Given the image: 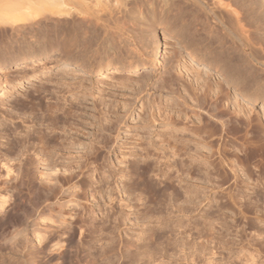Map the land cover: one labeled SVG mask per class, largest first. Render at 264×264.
I'll use <instances>...</instances> for the list:
<instances>
[{"label":"rangeland","instance_id":"374dc122","mask_svg":"<svg viewBox=\"0 0 264 264\" xmlns=\"http://www.w3.org/2000/svg\"><path fill=\"white\" fill-rule=\"evenodd\" d=\"M3 1L5 0H0V8H3L8 1L9 5L17 3L16 0H6L2 5ZM20 1L18 5H15L17 8L13 10L23 12L27 8V5L22 0ZM136 1L129 0V4L128 0H79L80 6L70 3L69 0H65L62 4L58 3V5L55 1L53 5L48 3L50 6L40 10V14L38 13L39 15L37 14L38 16L34 19L0 23V204H3L2 207L0 206V264H18L19 262L21 264V258L17 253L12 254V250L21 249L22 244L20 243L24 237L28 242L26 244L28 248L25 249L26 253L29 251L28 258L32 256L31 259H34H30V264H110L116 262V259L121 256V261L123 258L125 260V256H128L126 259L131 257L128 259L131 264H142L141 259L145 258L147 261L144 260L143 264H206V262L227 264L229 256L227 251H221L220 256L217 255L213 257L214 259L211 256L205 262L200 260L193 262L191 250H188V246L193 245L192 242L201 240L196 235L194 236V230L196 232L197 229L204 227L207 217L215 216V207L211 208L210 212H207V208H203L201 211L190 210L191 212L186 209L182 213L177 211V207H173L172 215L169 216H172V219L168 217V221H161V224L165 223L163 228L167 231H164V236L160 235L163 239H158V243L163 241V244L156 245L155 237L151 236L159 226L157 219L160 215H152L149 210L145 209L150 205L138 202L144 198V193L140 194V191H135L130 196L131 194L125 191L129 184L132 186L131 183H134L135 178H132L137 177L130 173L134 167L144 168L149 163L153 166L154 161L162 164L167 161V157H171L169 149L157 151L153 148L154 151L147 145L149 141L160 145L161 139L163 140L161 137L167 139V136H170L172 125L170 121H167L168 119L176 120L178 123L175 127L178 126L176 128L179 129L185 128L184 126L193 129L194 121L198 122L195 120L197 114L191 112L194 109L191 94L184 92L183 86L186 82L183 83V80L186 76L176 81L179 72L186 69L187 72L204 73L208 75L209 80L218 78V71L206 65L202 58L205 48L209 46L204 39V33L198 32L201 28L209 27L203 15H198V17L195 15L197 19L191 17L194 16L192 14H188L191 15L187 16L188 18L185 14L184 18L182 17L184 19L181 21L182 24L191 20L189 23L194 25V33L198 35L196 38L200 39L201 53L196 54V61L191 62L183 41L174 31L168 32L158 25L149 28L139 27L131 22L130 16L132 15L129 10L134 7L133 4ZM221 1V8L229 3L228 6L231 5L232 9L241 8L239 11L245 13L242 14L243 24L249 25L246 29L251 35L252 33L255 37L258 35L255 33L258 25H250L249 22H253L254 18L248 12L254 4H258L261 6L259 13L264 15V0ZM131 2L134 3L131 4ZM208 3L210 4L211 1ZM211 4L213 8H220L216 3V5H213V2ZM126 6L128 10H125ZM120 8L123 9L120 10ZM246 12L250 17H247ZM182 18L178 17L179 24L176 22L174 26L178 24L176 27H179L181 24L179 19ZM192 18L196 23L192 21ZM142 53L146 55L142 57L140 55ZM158 57L162 62V69L155 72L156 76L150 80L142 78L144 77L141 74L143 68H147L145 70L155 68ZM106 59L116 62L125 61L124 64L142 60L145 62L143 65L139 64L136 71L129 67L126 71H117L114 74H105L103 70L98 72L100 68L102 69L101 64ZM16 60L22 62L13 66ZM64 64L68 69L60 71ZM205 67L206 72L202 70ZM169 79L174 80L172 87L166 88L167 90L172 88L171 95L166 89L162 91L159 89ZM228 88L232 99L243 103L246 109L250 108L254 119L259 118L264 123V101L250 102L234 95L232 91L235 90L232 85ZM10 91L11 94H8ZM175 91L176 96L172 94ZM180 93L181 96L185 93L183 96L185 101L184 98L178 97ZM53 105L63 108V110L61 108L62 112L56 113L57 116L56 114L52 116L47 111L51 108L48 106ZM206 110H208V105L204 110L199 111L202 115H207ZM67 111L69 112L66 113ZM213 121L211 119L212 124H214ZM185 132L182 133L185 136L174 131L171 134H174L175 141L181 140L182 143H188L186 150L188 153L185 152L186 155L181 153L182 157L180 155V160L184 161V168L193 167L192 169L196 168L195 170L198 168L200 173H203L206 167L211 170L209 161L218 162L221 156L217 152L211 154L208 147L207 149H201V146L200 148L197 146L198 149L195 148L194 142L201 143L202 139L194 135L193 137L191 134L190 137L188 131ZM41 133L47 135L51 133L54 139L50 146H42L35 139ZM244 133L243 131L240 134H228L224 136V140L228 142V145L232 144L234 149L239 150L240 144L246 143L252 136L250 134L243 136ZM173 139L171 142L174 141ZM262 140H264L263 133ZM140 145L147 146L149 149L144 151ZM21 146L24 148L26 146L25 150L23 148L22 150ZM43 148L44 150L49 148V151L54 150L53 159H50L51 153H49L51 156L47 158L41 154ZM95 148H97L96 151H94ZM228 150L223 160L234 159L233 154L238 153L235 151L231 154L232 150L229 146ZM27 153L32 158V165L25 167L23 163ZM156 156L161 157L157 159ZM175 157L172 156V159ZM187 157L188 159H185ZM206 157L211 158H208L210 159L208 161ZM45 159L51 161L47 162ZM176 160H178L177 157ZM258 164L261 165L257 160L252 159L247 168L240 167L250 174L247 189L238 192L236 197V200L241 202L238 205L242 206L244 218L247 219L242 218L241 221L238 217H233L235 215L231 210L223 211L222 214L225 215L226 225L230 226L231 232L225 238L226 240L230 236L233 240L239 239L236 237L240 235L241 227H244L241 246L244 245L245 251L240 250L233 254L235 256L251 254L256 249L259 254L255 257L259 258L260 264H264V162L262 171L258 170ZM73 168L74 170H71ZM174 170L173 168L171 171L174 173L176 172ZM198 172L196 171V174ZM154 174L156 173L150 174L151 177ZM183 175L188 177L186 173ZM202 175L204 178L205 174ZM27 176L31 179L29 182ZM70 176H73L72 179ZM158 179V176L150 178L153 182ZM181 180L183 182L178 185V182L175 183L178 188L181 186L180 189L193 188V182L184 178ZM255 184H259V189H253ZM231 188L234 191V187ZM254 191H257L258 195ZM214 196L215 193L211 195V197ZM182 198L176 200L174 205L178 204V207H183ZM207 222L214 225L215 221L208 219ZM115 224L116 226H113ZM184 224L190 227H186L188 231L185 236L178 234V231L185 228ZM175 226L180 227L175 233L171 232V228ZM193 226L195 229L191 230ZM113 227L116 229L112 231ZM215 227H217H213L216 229L215 235H219L221 230L217 225ZM157 234H159L158 231ZM147 235H150L153 241ZM189 236L197 239L192 238L191 243L187 242ZM120 237H123V241ZM174 239L178 241L176 247L174 244L170 245ZM166 241L170 242L169 246ZM181 241L185 242L184 245ZM146 244L150 246L147 248V254L144 255L142 251ZM228 244L232 246V243ZM248 246L251 248L249 249ZM260 255H263V259L259 257Z\"/></svg>","mask_w":264,"mask_h":264},{"label":"bare ground","instance_id":"6f19581e","mask_svg":"<svg viewBox=\"0 0 264 264\" xmlns=\"http://www.w3.org/2000/svg\"><path fill=\"white\" fill-rule=\"evenodd\" d=\"M5 1H3L2 5H4ZM16 1L18 3L20 0L19 1L16 0ZM69 1H70V3L77 4L78 6L81 5L79 3V0H69ZM209 1H211V3L213 2V5L216 3L217 6L218 5L220 6V8L219 7L213 8L214 6L212 7L211 6L212 4L210 3L211 4L210 5L208 3ZM209 1L208 0H146V1H144V0L138 1L137 0L135 3L131 2V4L134 3L133 4L134 7H131L132 9L129 8L130 9L129 12H131L130 15H132V16H130L131 22L132 23L134 22V24L137 26L139 25V27H145V28L148 27L149 28L151 26L154 27L155 25H158V26H162L164 28V30H166L168 32L174 31L175 34L181 38V41H183V44L185 46V49L188 53V56H189L191 62L196 61V59H197L196 54L201 53L200 52L201 46L199 43L200 39L198 37L196 38L197 33L196 34L194 33L193 23H191L192 25L189 23L191 21L190 19H189L190 21L188 20V23H184V24H182L183 22H181V21H184V19H183L184 14L186 17L191 16L188 14H192L194 16H191V17H193L194 19L196 16L198 17V15H200V16L203 15L204 19L208 22V24H209V27L207 26L208 28L204 27L205 29L201 28L199 31H198V29L196 31H198V32L202 31V33H204V39L207 41V43H209L208 45L210 47L208 46L207 48H205V51L202 54V58H203L204 62H206V65H208V66H210V67H212L218 71V78L216 80L215 79L209 80L208 75H205L204 73L201 74L198 71L187 72V71H185L186 69L180 71L179 74L176 76V81H178L179 79L184 78V76H186L185 77L186 79L184 78V80H183V83L186 82L185 85L183 86L184 92L191 94L190 96L192 99L191 101L194 104V105L192 104L194 106V109H192V111L191 110L190 111L193 112L194 114H197V119H195V120H198V122L196 123V121H194L195 125L193 124V122H191L195 126L193 129H190L189 126H184L185 128L179 129V128H176L178 126L175 127V125L178 123V122H176V120H173V118H170L167 121H170L169 123L172 125V129H171L172 131H170L171 134L174 131L175 133L180 132L181 135H184L182 133L185 131H188L190 137H191V135L192 136L194 135V136L200 137V140L202 139L201 143L196 142V141L194 142L195 148H197V146H198V148H200L199 146H201V149L208 147V149H210L212 152V153L210 152L211 154H214V152H217L221 156V158L219 159V161L217 160L218 162H215L216 160H212V161H209L210 159L208 160V158H211L212 156L208 157V158L206 157L207 160L209 161V164H210L209 166H211L212 168H211V170H209V168H207L205 166L206 168H204V172L200 173V172H198L199 171L198 168H197V170H195L196 168L192 169L193 167L192 168L190 167L191 169H185L184 168V166H183L184 161H181L180 158L183 155L181 153L185 154V152H187L186 150L188 149V145H187L188 143H182L183 141H181V140H180L181 142L175 141L173 139L174 134L173 135L170 134V136H167V139H165L164 137H161V138H163V140L161 139L160 145L154 144V142L152 143L149 141L147 144L148 147H150L152 149L154 148L157 151L159 149L160 150L163 149V151H164V149H169L171 151V153H170L171 157L170 156H169L170 158L167 157V159H166L167 161H165V163H162V164L159 162L156 163V161H154L153 166L151 163H149V164L147 163L148 165H146V167L143 166L144 168H139V167L133 168L132 167L133 169L131 168L132 169L131 171L129 169L130 173L135 174L137 177H133V178L130 177L132 179L135 178V181L133 180L134 183H131L132 186H129L130 185L129 184L127 186V188L125 187L126 188L125 191L128 194H131L132 192H133L132 194H134L135 191H140L139 192L140 194L144 193L143 194V195H145V196H143L144 198H142L138 202L147 203L148 205H150V206H147V204H146L147 207L145 209L149 210V212L152 215H154V214L160 215V216H162L164 214L167 215L165 217L159 216L157 219L159 226H157L158 228L155 227V228H157V230H155L156 233L153 231V234L151 236V237H153V236L155 237L154 240H156V245H160V244L162 245L163 244V241H161V243L160 242L158 243V241H159L158 239H163L162 238V236H164L163 233H164V231H166V228H163L165 223L161 224V221H164V220L168 221L169 218L172 219L171 218L172 216L171 217H169V216L172 215L173 207H177L176 208L177 211L179 210V211H181V213L183 212V210L186 211V209L188 211H190V210L191 211H193V210L194 211L195 210L201 211L203 208H207V212H210L211 208L215 207L216 208L214 211V213H216L215 216H210L211 218L210 217L209 218L207 217V218L210 219L211 221H215L214 225L215 226L217 225L220 228V229L218 228L219 230H221L219 235L218 234L215 235L216 229H214V228H217V227H215L210 222H207L208 219L206 218V220L204 222V224H205L204 227L197 229L196 232L194 230L195 229L194 226H193L194 227L193 229L191 228V230H194V233H195L194 236L196 235V237L198 239H201V240H199V242H198V240H197V242H195L193 240L194 242H192V238H193L192 236H189L191 238V239L189 238L190 240L188 239V237L186 238V240L188 239L187 242H190V243L192 242L191 244H193L192 246H190V245L188 246L189 247L188 250H191L193 262L195 260H200L201 262H205L211 256H212V258L217 256V255L220 256L221 251H227L229 253V256L227 258V260H228L227 264H260L261 261L259 260V258L255 257L256 254H259L258 250H256V249H254V252H253L252 251L253 248H252L251 251L253 252V254H252V252H251V254L245 253V254L238 255V256H235L233 254L236 251L244 250V245L242 244V246H241V241L243 242V240H242L243 239V233L242 232H245V231H243L244 227H241L242 230L239 232L240 235L238 237H236V239L237 238H239V239L233 240L232 239L233 237L230 236V238L232 240L230 238L229 239L227 238L228 240H226L225 238L227 236H229L231 232L229 230L230 226L226 225L227 220L225 218V215L222 214V212L226 211V210H229V211L231 210L233 212V214L235 215L233 217H236V218L238 217L239 220L242 221V218H244L243 209H242V206L238 205L241 202H238L236 200V197H237L238 192H240V191L243 192L247 189V187L249 185L247 181L250 177V174L248 171L242 170L240 167L244 166L245 168H247L248 164L253 159V160H257L261 164V165L258 164V170L259 171L263 170L262 163L264 162V160H263V157H264V143L263 142H264V140H262V133L264 135V132H263L264 123H262V121L259 118H257L258 120L254 119L252 113L249 110L250 108L247 107V109H246L244 107L243 103H238L237 99L236 100L232 99L230 92H228V89H229L228 87H229V85H232L234 87V90H235V91H232V92H234V95H238L239 97H241L243 99H247L250 102L254 103L257 100L264 101V44H263L264 43V15H261L259 13L261 6L258 4H254V7L251 8L250 11L248 12L252 16V18H254V21L252 20L253 22H249L250 25H254V24L258 25V27H256L257 25L252 26V27H256V30L254 28H253V30L257 31L255 33L259 35V36L257 35L255 37V35L253 33H252V35H254V36H252L250 31L248 29H246L248 24L247 25L243 24V22H244L243 21L244 20L243 15L245 13L243 14L242 12H244V11H241V12L239 11L241 8L239 9L237 7L238 10L232 9L231 5H230L231 7L228 6L230 3L228 5H224V7L221 8L222 3H223L221 0H209ZM22 2L27 5V8H25V10L23 12L13 10L16 7L15 6L17 4L16 2H15L16 4H13V5H9L8 4L9 1L6 2L8 5L5 4L3 6V8H0L1 9L0 10V23L3 24V23H6L7 21L8 22L9 21L10 22H12V21L13 22H15V21L21 22L23 20L34 19V17H36L40 14L39 13V12H41L40 10L44 9L47 6H50V5H48V3L49 4L51 3L53 5V3L55 2L58 5V3H61V4L65 3V0H38L36 2L34 0H22ZM128 3H129V0H128ZM20 5L22 7V3ZM22 9H24V8H22ZM121 9H123V8H120V10ZM125 10H128L127 6H126ZM245 11H247V10H245ZM248 13L246 12L247 17L249 16ZM55 14H57V13H55ZM203 16H202V18H203ZM178 17H181V18L183 17L182 19H179V21L182 24V26L180 24L181 27L180 26L176 27L179 24V22H177ZM197 17H196V19H197ZM193 18H192V21H195V20H193ZM37 19H38V17H37ZM204 19H202V20H204ZM73 21H74V19H73ZM176 22L178 24L176 26H174L176 24ZM68 23H70V22H68ZM195 23H196V21H195ZM7 26H8V24H7ZM197 26H199V25H197ZM248 27H249V25H248ZM140 29H142V28H140ZM148 31H150V30L148 29ZM74 36H73V38H74ZM72 41H74V40H72ZM203 42H204V40H203ZM226 46H228V47H226ZM234 53H236V55H233ZM140 55H142V57H143V55H146V53H142ZM21 62L22 61L17 62V60H16L13 63V66H17ZM143 62H145V61L142 60V61H138V62H129L127 64H124L125 61L124 62H116L113 60H107L106 59L104 62H102V64H101L102 69L100 68V70L98 72H101L103 70L102 72L105 71V74H114L117 71H126L129 67L133 68L134 71H136L139 68V64H142V65L144 64ZM156 63H157V65L155 66V68H152L151 70H145L147 68H143V72L141 74H143L144 77H142V78L150 80L156 76L155 72L162 69V62L160 61L159 57L156 58ZM191 65L194 66L193 64H191ZM66 67L67 66H65V64H64V66H62V68H60V71L68 69ZM205 69H207V68L206 67L202 68V70H204V72H206ZM198 70H200V69H198ZM108 71H111V72H108ZM173 83H174V80L169 79L164 84H162L159 87V89L161 91L165 90L166 88L172 87ZM169 89L168 90L166 89V90H167V92L169 91L170 92L169 95H171L172 88H171V90H169ZM174 93L176 94V91L173 92L172 94H174ZM181 93L179 96L178 95L177 96L179 98L181 97L182 99L184 98V101H185V97H183V96H185L184 95L185 93L182 96H181ZM8 94H11V91L8 92ZM190 96H188V97H190ZM178 97H176V98L178 99ZM207 105H208V110H206L207 115H205V114L202 115L199 110H202V109L204 110L205 106L207 107ZM48 107H51V108H49V110L47 109V111H49L51 113V115L56 114L57 112H60L61 108H62V107L59 108L58 105L57 106L53 105V106H48ZM33 108H35V107H33ZM33 108H31V110H33ZM182 109H180V110H182ZM62 110H63V108H62ZM68 112L69 111H67L66 113H68ZM56 116H57V114H56ZM58 117H59V115H58ZM53 119L55 121L56 117ZM190 119H191V117H190ZM211 119L214 120L213 121L214 124L211 123ZM179 120L180 119L178 118V121ZM187 122H188V120H187ZM184 125H185V123H184ZM186 127H189V128L187 129ZM243 131L245 132L243 134V136H246L248 134H250L252 136H251V139L248 140L246 143L240 144L239 150L234 149V145H232V144L228 145V142H226L224 140V136H226L228 134H235V133L240 134ZM52 132H54V131H52ZM36 133H37V131H36ZM43 134L41 133V135H39V136L37 135L38 137H36L35 139H37V141L39 143H41L42 146L43 145L44 146L45 145L50 146V144H52L51 142L54 139L53 136H51V133L49 135H47L46 133L44 135ZM176 135H178V134H176ZM163 136H164V133H163ZM214 137H216V138L214 140H212V138H214ZM50 138H52V139H50ZM181 138H183V137H181ZM27 139H29V138H27ZM171 139H173L174 141L171 142ZM26 141L27 140H25V142ZM54 142L56 143L55 140H54ZM67 142H69V141H67ZM28 145H29V143L27 144V146ZM59 145H60V143H59ZM66 145L68 146V144H66ZM228 146L232 150L230 152L231 154L234 153L235 151H238V153L233 154L234 159L223 160V158H226L225 154H227V152H229ZM148 147L147 146L143 147V145L141 146L142 150H144V151L148 150L149 149ZM189 147H191V146H189ZM14 148L16 149V146ZM18 148H20V147H18ZM22 148L25 150L26 146H25V148L21 146V149ZM51 148L54 149L53 146H51ZM51 148H50V150H51ZM71 148H72V145H71ZM48 149L45 148V150H46L45 151L43 148L42 152L41 151H38V152H41V154L43 156H46V158L48 156H51V154H52V157L51 158L49 157V158L53 159V151L54 150L49 151ZM96 149L97 148H95L94 151H96ZM40 150H41V148H40ZM69 150H70V148H69ZM13 151H14V149H13ZM98 151L99 150H97V152ZM27 152H28V150H27ZM57 152L58 151H56V153ZM68 152H70V151H68ZM49 153H51V154H49ZM149 155L147 157H149ZM162 155H163V153H162ZM180 155H181V157H180ZM208 155H210V154H208ZM152 156L154 157L153 154H152ZM172 156H176L178 158V160H180V161L176 160V157L174 159H172ZM81 157H82V154H81ZM156 158L159 159L158 156H156ZM194 158H196V157H194ZM185 159H188V157ZM24 160H25V162L23 163V166H25V167H27L28 165H30L32 163V158L29 157L28 153H27L26 158ZM45 160H47V159H45ZM48 160H47V162H48ZM170 160H172L171 163H169ZM22 161H23V159H22ZM49 161H51V160H49ZM145 161H146V159H145ZM28 162H29V164H28ZM142 162H143V160H142ZM161 162H163V161H161ZM185 162H186V160H185ZM245 163H248V164L246 165ZM65 167H66V165H65ZM72 167H74V166H72ZM76 167L77 166H75L74 168H76ZM74 168L71 170H74ZM173 168L176 170V172H174V173H176L175 175L171 171ZM183 168L187 171L185 172V170ZM188 168H189V166H188ZM77 170L79 171L78 168H77ZM193 170H195V171L193 172ZM196 171L198 172L197 174H196ZM207 171H209V172H207ZM66 172H68V171H66ZM152 173H156V174H154V176H155V178H156V176H158L159 179L154 180V182L151 181L153 179L150 180V178L154 177V176L151 177L150 174H152ZM185 173L188 177L183 175ZM202 174H205L204 178L202 177L203 176ZM79 175H81V174H79ZM70 177L72 179L73 176H70ZM70 177H69V180H71ZM182 178H184L185 180L193 182L194 183L193 188L180 189L182 186L180 188H178L177 185L179 183L183 182V180H181ZM213 178H215L216 180H214ZM73 179H75V178H73ZM29 180H31V179H30V177L27 176V181L29 182ZM176 182H178L177 185L175 184ZM225 183H229V184L227 186H224L223 184H225ZM232 186L234 187L233 188L234 191L231 188ZM178 189H180V190H178ZM253 189L254 190L259 189V184H255ZM254 192H256V194H257V191H254ZM213 193H215V196L211 197V195ZM132 194L130 196H132ZM181 197H183L181 200H182V203L184 204V206L178 207V204H176L177 206L174 205L175 204L174 202H176V200L180 199ZM167 201H169L170 203L169 202L166 203ZM0 206L2 207L3 204L2 205L0 204ZM190 212H188V213H190ZM146 214H147V212H146ZM190 214H192V213H190ZM206 215H207V213H206ZM145 216H147V215H145ZM145 216H143V217H145ZM117 219H119V218H117ZM244 219H247V218H244ZM243 223H245V222H243ZM113 226H116V224ZM171 226H172V224H171ZM184 226H185V224H184ZM178 227H180V226H175V227L171 228L172 231L171 230L170 231L175 233V231L178 230ZM186 227H188V226H185V228L183 230L178 231V234H184L183 236H185L186 231H188V228H190V227H188L186 229ZM113 229H116V227H113L111 230L113 231ZM157 231L159 234H157ZM161 234H162V236H160ZM189 235H191V232H189ZM234 236H237V235H234ZM148 237H150V235ZM196 237H194L193 239H195ZM105 238H107V237H105ZM122 238L120 237V239L123 241ZM151 239L153 241V238H151ZM166 239H167V237H166ZM183 239H184V237H183ZM109 240H111V238ZM112 240H113V238H112ZM173 241H172L173 243H171L170 245L174 244V247H176L175 245H177L178 241L176 239H174ZM183 241H181V242L184 245L185 242H183ZM21 242L22 243H20V245L22 244V246L18 245V246H20L21 249L17 248L16 250H12L13 251L12 254L16 255V253H17L19 258H21V264H30V261L34 260V259L33 258L31 259L32 256L30 258H28L27 254L29 251H27V253L25 251V249L28 248L26 246V244L28 242L26 241L25 237L22 238ZM166 242H167L166 243L167 245H168V243H170L168 241H166ZM228 243H232V246ZM123 245H124V243H123ZM149 246L146 244V245H144L143 251L140 249L143 252L142 254H144V255L147 254L146 251L148 250L147 248ZM222 246H223V248L225 247V249H223ZM229 246H231V247H229ZM160 248H159V250H160ZM250 248L251 247H249V249ZM257 249H259V248H257ZM244 251H242V252H244ZM36 254H38V253H36ZM14 255H12V257ZM169 255H171V254H169ZM224 256H226V255H224ZM262 256L260 255L259 257L262 258ZM127 257L128 256H125L126 261L124 260V258H123V261H121L120 260V259H122V256H121V257L116 259V262H112L110 264H127V263L131 264V262L128 260L131 257L126 259ZM180 257H179V259H180ZM221 259H222V257H221ZM144 260H146V258L141 259L142 264L145 262ZM263 261H262V263H263ZM149 262H151V261H149ZM193 262H191V263H193ZM206 264H214V263L206 262ZM219 264H221V263H219ZM222 264H224V263H222Z\"/></svg>","mask_w":264,"mask_h":264}]
</instances>
